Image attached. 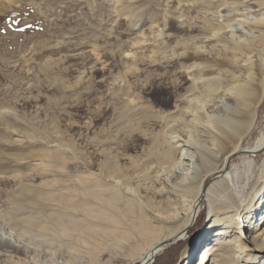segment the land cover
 Here are the masks:
<instances>
[{"label":"rangeland","instance_id":"374dc122","mask_svg":"<svg viewBox=\"0 0 264 264\" xmlns=\"http://www.w3.org/2000/svg\"><path fill=\"white\" fill-rule=\"evenodd\" d=\"M205 64L262 88L255 123L242 142L251 146L264 131V0H0V237L23 248L22 236L38 233L25 217L43 218L42 210L62 211L81 224L90 223L87 208L105 216L76 181L110 195L117 188L110 174L139 202L172 212L165 195L154 197L170 186L159 170L166 123L179 117V99L193 97L192 73L210 76ZM47 149L65 164L43 162ZM229 158L238 190L248 198L263 182L264 151L256 155L254 174L250 155L238 151ZM220 175L208 178L204 189L230 191ZM22 188L35 194L34 208L20 196ZM209 214L205 201L183 238L152 264H180ZM151 223L166 233L162 223ZM139 239L134 244L145 249ZM223 256L220 264H246ZM1 258L9 264V257Z\"/></svg>","mask_w":264,"mask_h":264},{"label":"bare ground","instance_id":"6f19581e","mask_svg":"<svg viewBox=\"0 0 264 264\" xmlns=\"http://www.w3.org/2000/svg\"><path fill=\"white\" fill-rule=\"evenodd\" d=\"M246 42L253 48L250 40ZM246 60L250 62L249 55ZM214 65L203 66L205 71L211 69L210 76L192 73L193 97L179 99L174 105L179 117H170L166 123L164 142L167 146L159 170L167 174L170 186L154 192V197L165 195L174 206L172 212L164 213L146 202H139L132 189L122 187L124 182L117 179L118 176L109 175L117 185L110 195L101 189L89 188L84 185L85 180H79L77 186L83 184V191L95 200L98 209L106 212L105 216L87 208L84 212L90 223L81 224L79 219L59 210H42L43 218L29 214L25 221L36 226L38 233L22 236L27 241L23 248L0 237V258L9 257V264H134L137 261L152 264L163 249L183 238L193 215H198L207 201L210 208L207 227L198 233L193 248L184 251L180 264H220L225 261V252L236 261L241 259L242 263L264 264V229L260 231L264 221V164L260 171L263 182L254 187L248 198L238 190L236 171L228 167L229 157L240 151L250 155L247 164L251 173L255 172L256 155L264 151V131L251 146L242 148V142L255 123L262 88L240 82L238 75L223 74ZM211 107L216 112L211 113ZM207 144L216 150L207 149ZM195 155L197 162L190 163ZM41 158L43 162L54 158L65 164L52 149L44 151ZM220 174L219 182H226L230 191L212 192L214 185L204 189L208 178ZM20 196L33 208L37 205L32 191L22 188ZM152 221L162 223L166 233L161 235V227ZM236 229L237 234L232 233ZM27 233L33 234L31 230ZM136 238L145 243V249L134 244ZM37 245L44 248L41 250ZM200 248L197 263H194L192 259ZM219 249L222 253L217 254Z\"/></svg>","mask_w":264,"mask_h":264}]
</instances>
